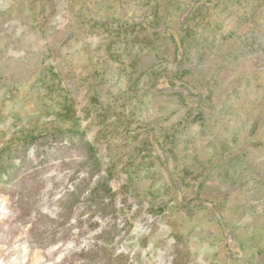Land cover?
<instances>
[{"label":"rangeland","instance_id":"obj_1","mask_svg":"<svg viewBox=\"0 0 264 264\" xmlns=\"http://www.w3.org/2000/svg\"><path fill=\"white\" fill-rule=\"evenodd\" d=\"M0 264H264V0H0Z\"/></svg>","mask_w":264,"mask_h":264}]
</instances>
